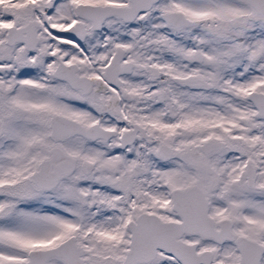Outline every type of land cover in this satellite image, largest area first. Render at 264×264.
Returning a JSON list of instances; mask_svg holds the SVG:
<instances>
[{
	"label": "snow or ice",
	"instance_id": "obj_1",
	"mask_svg": "<svg viewBox=\"0 0 264 264\" xmlns=\"http://www.w3.org/2000/svg\"><path fill=\"white\" fill-rule=\"evenodd\" d=\"M0 264H264V0H0Z\"/></svg>",
	"mask_w": 264,
	"mask_h": 264
}]
</instances>
